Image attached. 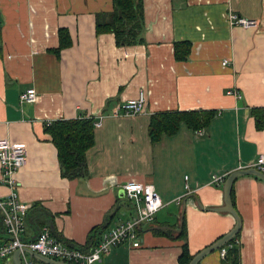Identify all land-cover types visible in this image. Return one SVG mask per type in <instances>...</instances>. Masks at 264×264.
<instances>
[{"label":"crops","instance_id":"1","mask_svg":"<svg viewBox=\"0 0 264 264\" xmlns=\"http://www.w3.org/2000/svg\"><path fill=\"white\" fill-rule=\"evenodd\" d=\"M110 10L111 0H0V138L27 151L14 175V191L28 204L20 237L47 230L87 250L136 218L138 205L120 194L123 182L151 183L163 206L137 226L139 246L124 242L94 264H177L181 220L190 255L226 233L233 217L215 210L223 206L224 178L264 154V0H143L144 43L128 46L95 33L94 14ZM229 13L255 24H231ZM59 28L70 44L55 54ZM181 41L190 43L189 54L175 60L173 43ZM28 88L33 103L19 101ZM138 90L144 110L114 115ZM192 110L213 115L202 128L179 122L175 133L150 140L152 114ZM86 118L99 121L84 154L86 175L64 178L45 125ZM213 176L222 180L212 183ZM230 190L239 264H264V180L243 174ZM8 193L0 183V197ZM7 239L0 217V241ZM219 263L216 249L198 264ZM0 264L23 263L12 252Z\"/></svg>","mask_w":264,"mask_h":264},{"label":"built area","instance_id":"2","mask_svg":"<svg viewBox=\"0 0 264 264\" xmlns=\"http://www.w3.org/2000/svg\"><path fill=\"white\" fill-rule=\"evenodd\" d=\"M227 20L231 24L249 26L255 24L254 20L241 18L233 13L227 14ZM224 64L225 61H222ZM19 101L33 103L35 91L28 88L19 94ZM145 105V93L138 90L134 97L122 101L114 108V115H134L142 112ZM94 127L99 121L93 123ZM27 151L23 145L10 144L5 138H0V183L7 186L9 193L0 197V217L8 239L0 241V258L18 250L23 264H32L30 258L25 255L24 249H29L41 256L59 259L70 264H94L100 262L109 254L111 249L126 242L132 248L139 246L137 226L153 220L154 214L163 206L158 194L151 183L125 181L121 185L123 195L133 200L136 207V218L122 221L102 234L101 238L89 249L80 251L70 248L53 238L47 230L41 231L37 237L25 241L20 237L23 229V218L28 204L18 198L14 188L16 182L15 173L25 164ZM264 174V154H258L250 165ZM222 180V176H213L212 183ZM226 250L219 248L218 257L223 258Z\"/></svg>","mask_w":264,"mask_h":264},{"label":"trees","instance_id":"3","mask_svg":"<svg viewBox=\"0 0 264 264\" xmlns=\"http://www.w3.org/2000/svg\"><path fill=\"white\" fill-rule=\"evenodd\" d=\"M94 30L96 34L112 33L116 46L144 43L143 0H111L110 11L94 14ZM57 40V47L52 49L55 54L70 44L65 28L57 30ZM189 49L188 41L174 42V59L185 60ZM212 115L213 111L205 110L154 113L150 118L148 136L154 142L161 134H173L176 132L179 122H184L187 127L196 130L206 126ZM256 120L259 122L258 116ZM92 124V120L86 118L55 120L45 125V131L50 134L56 149L60 175L64 178H80L86 175L84 154L93 142ZM232 198V190H230L231 201ZM181 221L177 238L182 241V244L176 261L177 264H186L192 255L187 249L185 222L183 219ZM219 248L226 250L224 257L220 258L219 264H239L237 233Z\"/></svg>","mask_w":264,"mask_h":264},{"label":"water","instance_id":"4","mask_svg":"<svg viewBox=\"0 0 264 264\" xmlns=\"http://www.w3.org/2000/svg\"><path fill=\"white\" fill-rule=\"evenodd\" d=\"M243 174L255 175V176L260 177L261 179L264 180V174L261 173L258 169L254 168V167H244L242 169H237V170L229 173L224 178L223 186H222L223 206L217 207L215 210L228 212L233 217L234 223H233L232 227L226 233H224L222 236L217 238L215 241H213L209 245L203 247L202 249L197 251L194 255H192V257L188 260V262L186 264H198L200 262V260L205 255H207L211 251H214V250L218 249L219 247L223 246L232 237H234L236 235V233L238 232L239 227H240V220H239V217H238L237 213L235 212V209L233 208V205H232L231 200H230V187H231V183H232L233 179L235 177L243 175ZM120 191H121L120 194H123L122 189H120ZM182 213H183V211H181V217H182ZM23 251L30 253L31 255H36V256L40 257L41 259H43L44 261H46L50 264H70V263H67L64 261H60V260L48 258L45 256H41L38 253L31 251L29 249H24ZM14 252L16 253V255L19 259L20 252L18 250H15Z\"/></svg>","mask_w":264,"mask_h":264}]
</instances>
